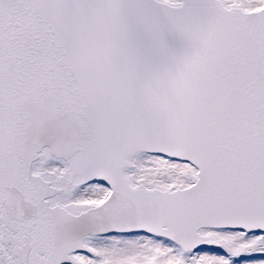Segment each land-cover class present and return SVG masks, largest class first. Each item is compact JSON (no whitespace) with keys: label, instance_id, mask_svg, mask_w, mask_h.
Masks as SVG:
<instances>
[{"label":"snow or ice","instance_id":"obj_1","mask_svg":"<svg viewBox=\"0 0 264 264\" xmlns=\"http://www.w3.org/2000/svg\"><path fill=\"white\" fill-rule=\"evenodd\" d=\"M0 264H264V0H0Z\"/></svg>","mask_w":264,"mask_h":264}]
</instances>
